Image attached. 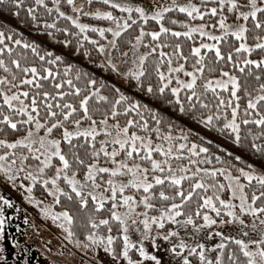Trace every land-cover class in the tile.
Returning <instances> with one entry per match:
<instances>
[{"label": "snow or ice", "instance_id": "1", "mask_svg": "<svg viewBox=\"0 0 264 264\" xmlns=\"http://www.w3.org/2000/svg\"><path fill=\"white\" fill-rule=\"evenodd\" d=\"M87 2L91 5L92 0ZM102 2L123 15L99 9L84 12L83 5L77 7L75 0H66L73 13L109 21L107 27L82 23L79 16L67 15L61 10V0H53L51 7L46 0H33L27 6L26 0H0L15 8L14 15L19 16L23 9L36 23L41 22L37 16L41 8L49 15L55 11L57 15L52 23L42 22L44 28L74 37L76 51L82 49L85 57H91L94 49L103 57L101 67L135 81L138 88L163 99L167 105L178 107L180 113L190 115L205 127L221 133L228 131L236 144L241 143V125L257 126L258 133L250 128L247 131L252 136L251 147L264 156V0H215L214 7L192 0L186 3L173 0L169 6H157L151 12L121 0ZM173 11L184 13L193 21H203L206 16L218 17V20L213 24L193 25L172 19V24H180L184 29L177 31L164 24L165 14ZM225 12L234 16L233 23H228ZM61 18L70 21L78 31L57 28L56 21ZM150 19L158 23V30L145 31L144 25ZM138 22V35L126 42L130 45L128 50H122L119 38ZM216 28L219 34L214 31ZM89 31L106 42L91 37ZM107 34H111V39ZM250 34L253 43L248 42ZM14 35L11 29L0 30V175L12 187L23 189L24 199L62 229L68 241L77 247H103L105 252L112 254L114 261L122 257L127 264H142L130 255V250L135 249L143 260L161 264L160 258L146 249L144 241L150 240L155 245L157 237L168 241L171 237L179 238L180 233L170 229L167 234L157 231L153 235L154 227L162 230L170 222L177 228L191 226L198 233L212 226L238 225L237 235L210 231L209 238L220 237L212 248L202 242L189 244L179 238L170 251L182 258V264H193L190 259L193 256L198 258L199 264H264V173L256 172L251 165L247 166L248 170L235 167L220 156L211 155L209 147L190 142V129L187 132L180 129L174 136L173 124L167 122L158 109L148 108L75 65L66 64L61 72L62 56L48 51L41 54L35 43L14 38ZM146 36L150 37L148 43H145ZM197 36L200 38L198 45L195 44ZM162 37L164 40L172 37L176 41L183 37L192 41L189 55L194 63L190 71L185 67L189 55L184 54V45L163 42ZM229 38H233L232 42ZM63 43L71 45L73 40L65 39ZM223 44L230 50L222 51ZM142 47L148 51L141 52ZM165 48L173 51L166 52ZM257 50L259 58H251ZM114 52L123 59L114 57ZM222 63L230 65V70L220 67ZM52 66H56L55 71ZM206 71L219 75L206 76ZM153 74L155 83L151 79ZM181 74L187 79H182ZM82 79L83 87L80 86ZM105 89L114 93V97L110 99L103 94ZM221 91L228 93L227 99ZM241 92L247 97L242 115ZM209 93L214 104L208 100ZM167 94L171 95L170 99ZM90 101L110 105L102 119L94 118V113L100 109L90 106ZM121 108L122 114L135 113L139 119H128L121 125L116 119L121 115ZM109 117L115 122L110 124ZM149 118L154 127H150ZM161 125L167 128L163 134ZM9 132L14 134L13 138H9ZM100 136L103 138L98 140ZM257 140L262 142L257 143ZM213 160L225 166H202L211 165ZM235 160L240 161L241 157L236 156ZM218 177H223L224 182ZM185 182L188 183L187 191ZM38 185L45 196L52 198L51 203L36 197ZM225 191L230 192L227 199L221 195ZM62 198L66 204H78L81 208H87L91 202L93 213L87 217L90 228L87 243L75 239V217L69 208L56 210ZM0 202L2 237L3 205L10 208L13 202L4 195H0ZM105 209L109 213L107 217L97 218L94 214ZM247 217L250 220L246 222ZM197 218L202 223H198ZM113 221L118 223L117 231L122 236L120 253L114 247L120 237L112 235ZM130 225H136L140 233L138 246L128 234ZM101 226L107 228V235L99 233ZM3 251L0 245V252ZM213 251L215 256L206 254ZM5 260L6 257L0 256V262Z\"/></svg>", "mask_w": 264, "mask_h": 264}, {"label": "trees", "instance_id": "2", "mask_svg": "<svg viewBox=\"0 0 264 264\" xmlns=\"http://www.w3.org/2000/svg\"><path fill=\"white\" fill-rule=\"evenodd\" d=\"M198 2L201 3H206L210 2L213 3V6L208 3L209 7H214L215 1L213 0H198ZM33 3V0H26V6L31 5ZM46 3L49 4V7L52 6L53 0H46ZM106 8L111 9L109 5H105L102 3ZM114 11H118L116 9H111ZM15 13V8L12 7L11 5H6L3 3H0V30H5L6 32L11 29L14 31L15 35L14 38H22L23 40L29 42V43H35L38 46L39 51L41 54H43L45 51L52 52L55 55H60L63 57V61L60 63L59 67L61 72L63 71V68L66 64H72L75 65L77 68L83 69L84 71L88 72L90 76L96 78L98 81L103 80L105 81L109 86L114 85L115 87L119 88L121 92H123L125 95L131 97L133 100H139L141 104L147 105L148 108L156 110L158 109L166 118L167 122H170L173 124V135H178L180 129H184L186 132L190 129V142H196L203 144L206 147L210 148V154L213 156H220L223 161L226 162H234L238 164V166H243L242 162H244V165L248 166L251 165V161H255L259 163L261 166L264 167V156H262L259 152L255 151L251 147L252 144V136L248 134V129L250 128L253 133H258L260 129L255 126V125H241V143L236 144L234 140V136L230 134L228 131H225L223 133L215 130V129H209L205 127L204 125L200 124L198 121H195L191 118L190 115H185L179 112L178 107L173 106V105H167L163 99L158 98L157 96H153L148 94L145 90L140 89L136 86L135 81L124 79L120 76H118L115 73H112L110 70L101 67V61L103 60L102 56H99L95 50L93 49L92 56L91 57H85L83 55V50L81 51H76V43H75V38L68 36L66 33L62 31H56L55 29H46L43 26V21L47 20L49 23H52L53 20L55 19L57 13L53 11L50 15L44 13V10L41 8L40 11L37 13L38 20L41 21L40 23L33 22L31 17L27 15L26 11L23 9L20 11V15L16 16L14 15ZM226 15H228L229 19H235L234 16L230 13L225 12ZM176 19L178 21H188L189 23L196 25L200 23H209L213 24L216 23L218 20V17H210L206 16L203 21L200 19L197 20H191L186 16L184 13H179L177 11H173L171 13H166L165 14V20L164 24L166 27L173 28L177 31H183L184 29L180 24H172L171 20ZM86 23L92 24L95 26H100V27H107L109 26L110 22L106 20H101L98 18L94 17H86L83 18ZM57 23V28H64V27H69L72 31H78L74 25H71L70 21H67L63 18H61L59 21H56ZM139 22L137 25H134L133 27L139 30ZM145 31L150 32L154 30L159 29V25L156 21H152L151 19L147 23V25H144ZM249 27H251V22H249ZM49 33H52L49 35ZM22 34V37L19 35ZM91 37L100 39L102 43H105V41L101 38H99L97 33H92L89 31L88 33ZM108 36H111V34H107ZM123 36V35H122ZM136 36V34L132 37V39ZM65 39H72L73 43L71 45H65L63 41ZM121 39V38H119ZM233 38H229V41L232 42ZM162 41L166 43H174V42H181L184 47L183 51L185 55H189L190 52V47L192 46V41H188L185 38L181 37L179 38V41H176L175 38L168 37L167 40H164L162 37ZM7 42V41H6ZM150 42V37H145V43ZM249 43H253L252 36L250 34L249 36ZM200 43V38L197 36L195 37V44L198 45ZM87 47L91 48L92 46L89 44H86ZM15 48L16 46L13 45ZM222 51L227 52L230 50L227 46V44H223L222 46ZM20 50V49H18ZM142 51H148L146 48H141ZM164 51L171 53L173 49L171 48H165ZM211 55V53L209 54ZM259 51L257 50L252 54L253 59L259 58ZM28 56L30 60L32 59V54L29 51ZM53 56V58H54ZM151 60V58H150ZM182 62V61H181ZM38 63V61H37ZM177 61L174 59L173 60V66ZM194 63V60L192 57L189 55V61L186 64V69L191 70V65ZM47 66V65H46ZM53 71L56 70V66H52ZM220 67H223L224 70H230V65H225L221 64ZM166 71V68H165ZM0 74H2V70H0ZM239 75V73L237 72ZM74 75V73H73ZM205 75H211V76H218V72L214 73H207L205 72ZM183 74H181V77ZM187 79V77H184ZM152 82H156V77L153 74L152 76ZM200 83V81H198ZM84 81L83 79L80 82V86L83 87ZM173 86H175V82L173 83ZM105 95H109L110 99L114 97V93L108 91L107 89L104 90ZM241 95V100H240V106H241V115H242V110L246 106L247 102V97L244 96V94L241 92L239 93ZM168 98H171L170 94H167ZM183 97V93L181 94ZM221 95H223L226 99L228 97L227 92L221 91ZM208 100L211 103H215V100L212 97V94H208ZM90 106L93 108H98L100 111H97L94 113V118L97 120L102 119V114L105 110L110 108V105L104 102H96V101H90ZM215 109L213 108V111ZM145 117H148L147 112H144ZM121 125H123L128 119H139L135 113H130L128 115L122 114V108H121V115H119L116 118ZM115 121L109 117V123H114ZM149 125L150 127H154V122L149 118ZM137 130V129H133ZM177 130V131H176ZM167 131L166 125H161V132L162 134ZM144 134V133H140ZM14 134L9 132V138H13ZM201 137L203 139H201ZM153 138L155 139V134H153ZM211 141V144H208L207 141ZM257 143H261L262 141L257 140ZM65 150H67L66 145L64 146ZM236 156H240L241 160L237 161L235 160ZM177 163L174 161V164ZM183 163H186V161H183ZM204 167H222L225 166L224 164L217 163L215 160H213V163L211 165H202ZM252 166V165H251ZM253 167V166H252ZM259 171V173H262L258 168L256 169ZM221 182L223 181V177H218ZM27 183V181H25ZM254 183V182H253ZM185 191L188 189V183L185 182L184 185ZM250 191V190H249ZM208 194H211L209 192ZM35 195L36 197L38 195L45 196L43 193V189L38 185L37 188L35 189ZM222 198H229L230 197V192L225 191L224 193L221 194ZM47 199H49V196H45ZM259 204V202H258ZM68 207L73 216L81 211L80 206L78 204H66L64 199L62 198L61 205L56 206V210L60 211L62 207ZM159 207V203H158ZM107 208V206H106ZM83 209V208H82ZM93 213V206L91 204L90 206V213ZM97 218H104L109 215L108 211L101 210L99 213H94ZM183 218V217H181ZM197 221H201L199 218H197ZM112 226V235L114 236H119L120 238L117 239V241L114 244V247H122L121 242H122V237L118 233V228L119 225L117 222H111ZM100 234L107 235V228L104 226H101V228L98 230ZM138 246V245H137ZM130 255L133 260H138L141 258L138 254V252L135 249L130 250Z\"/></svg>", "mask_w": 264, "mask_h": 264}, {"label": "rangeland", "instance_id": "3", "mask_svg": "<svg viewBox=\"0 0 264 264\" xmlns=\"http://www.w3.org/2000/svg\"><path fill=\"white\" fill-rule=\"evenodd\" d=\"M121 2L139 5L144 7L146 11L151 12L157 6H169L173 0H121ZM176 2L186 3L187 0H176ZM192 2L200 4L198 0H192ZM75 3L77 7L83 5L84 12H93L97 9L101 11L111 10L102 4V0H92L91 5L88 4L87 0H75ZM206 3L208 4L210 2ZM210 5L213 6V3H210ZM60 7L67 15L79 16L80 22L82 23H86L83 18L94 17L73 13L71 6L66 3V0H61ZM111 11H113L114 15H123L119 11ZM135 16L136 14L134 13L133 18H135ZM234 20L235 19H228V23L231 24ZM214 31L219 34L218 28ZM135 34L138 35V31L133 27L128 33L121 37L120 46L122 50L129 49L130 45L126 42L131 40ZM109 39H111V36H109ZM140 51L143 52L141 49ZM113 56L123 59L119 57V53L117 52H114ZM122 67L125 66L122 65ZM181 78L185 79L184 76ZM102 138L103 137L100 136L97 139L99 140ZM190 139L191 137L189 134V140ZM229 163L235 167H244L248 170L247 166L244 165V162H242L243 166H238V164L234 162ZM251 165L256 172L259 173V171L256 170L258 168L264 173V167L259 163L251 161ZM233 174H237L235 168H233ZM0 195H4L13 202V206L10 208L7 205H3L5 223L3 226V236L0 237V245H3L4 251L0 252V256L6 257V260L0 262V264H26V262L27 264H127V261L122 257L114 261L112 254L105 252L103 247L96 249L84 248L83 245L77 247L75 243L68 241L66 239V233L62 229L56 224H53L50 218H45L40 213L39 208L28 203V201L24 199V190L19 187H12L11 183L6 181L2 175H0ZM37 198H43L45 203H51L52 199L50 196L49 199H47L42 195H38ZM0 204H2V202H0ZM90 206L91 202L87 208L82 209L80 207L81 211L74 215L75 222L73 225V231L76 234L75 239H79L84 243H87L86 235L88 231H90V228L87 226V217L90 213ZM150 214L156 215L158 213L150 212ZM247 220H250V217L246 218V222ZM197 222L202 223V221ZM136 227V225H130L128 234L130 239L138 245L140 233L136 231ZM140 227L142 228V225ZM170 229H177L180 233L179 238H183L187 243L195 244L202 242L207 248H212L213 245L220 241V237L215 235L209 238L208 233L210 231H223L225 235H237L239 233L238 225L212 226L211 229L204 228L197 233L191 228V226H188L187 228H177L176 225L169 222L162 230H158L154 227L153 235H155L157 231L167 234V231ZM179 238L171 237L168 241H165L162 237H157L155 245H153L150 240H145L144 244L149 253L155 254L160 258L161 264H182V258L175 256V254L170 251L172 244L178 243ZM122 244L123 241L121 242V246ZM116 251L117 253H120L122 247H117ZM186 253L187 250H185V254ZM206 254L215 256L216 253L213 251ZM190 259H192L193 264H199L197 257L193 256L190 257ZM138 260H141L142 264H154L151 260H143V258H139Z\"/></svg>", "mask_w": 264, "mask_h": 264}]
</instances>
